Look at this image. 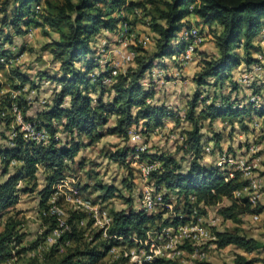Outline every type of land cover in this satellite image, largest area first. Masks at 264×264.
Wrapping results in <instances>:
<instances>
[{
  "label": "trees",
  "instance_id": "1",
  "mask_svg": "<svg viewBox=\"0 0 264 264\" xmlns=\"http://www.w3.org/2000/svg\"><path fill=\"white\" fill-rule=\"evenodd\" d=\"M140 1H1L0 59L9 62L21 55L25 45L16 47L14 38L24 36L36 24L48 27L56 37H50L40 49L52 56V74L49 70L39 71L33 78L26 75L20 65L9 63L6 69L0 61V74L4 72L8 77V84L0 82V264L11 257L13 243L18 246L24 237V233H19L22 224L17 219L19 212L10 213L20 196L36 192L39 215L52 222L40 236L41 241H36L30 247L33 250L58 227L57 216H42L41 211L48 210L49 199L57 193L58 183L71 174L74 156L81 146L92 145L106 135L126 141L106 156L126 168L127 175L120 182L127 189L128 196L113 184L95 185L94 188L99 190L98 195L94 201L87 200L93 203L96 199L107 201L118 197L124 200L126 207L111 209L112 223L107 229V237H102L101 230H97L82 249H72L69 244L83 235L85 228L80 227L78 222L88 216L77 210L70 212L65 220L68 228L62 230L57 242L51 246L46 255L47 264H97L100 261L101 264H124L125 258L112 260L111 263L103 261L111 246L121 241L129 242L133 236L143 240L152 227L158 233L163 227L183 224L189 220L193 210L195 216H203L208 207L217 206L222 201L229 202L218 208L223 219L264 211V205L251 207L245 196H233L235 190L247 183L239 172L227 178L225 171L213 162L206 163L203 154L207 144L212 145L209 155L221 150L220 133L213 127L215 120L228 121L231 127L237 123L244 133L255 131L248 124L253 118L264 120L263 110H256L248 104L238 107L237 99L232 95L238 91V85L231 73L242 64L247 71L258 62L253 54H261L262 48L260 44L254 45V42L259 41L256 37L264 29V0ZM145 3L152 6L151 13L143 12ZM39 5L41 7L36 11L35 7ZM135 9L147 17L146 24L153 46L148 54L140 51L141 48L135 49L137 55L134 60L107 85L103 80L109 76V63L104 67L98 63L99 58L95 57L98 50L94 44L101 38L109 39V34L121 21L131 26L129 15L134 14ZM120 11L125 12L124 18L118 16ZM191 17L196 19V24L200 22L206 27L215 51L199 53L202 55L199 69L192 78L195 90L186 100L181 116L178 108L173 109L155 100L156 87L148 74L153 68L166 69L169 65L167 60L178 64L176 57L183 52L185 43L181 40L174 43L173 40L182 30L192 26ZM11 46H14L13 49ZM239 47H242L243 53H240ZM42 80L52 86L50 95L42 107L29 113L33 102H38L39 98L38 95L28 98L29 91L37 90ZM144 81L148 84H143ZM26 85L28 90L24 91ZM210 88L214 93L207 103L205 100L209 96L203 99L200 96L207 94ZM16 91L19 93L13 97L12 92ZM13 104L19 108L24 123L30 124L36 132H47L49 139L46 144L25 136L26 132L12 113ZM167 117L174 120L176 125L180 122L189 124V128L182 131L181 143L175 149L183 152V155L175 158L168 151L148 148L140 155L141 159L160 163V167L151 172L149 182L156 190L163 191L164 201L170 202L171 196L177 199L178 204L174 205L171 216L163 219L162 215L168 212L165 207L147 213L133 205L131 191L135 172L129 166L128 159L133 155L134 148L127 131L134 127L147 134ZM205 122L209 127V137L202 130ZM82 137L88 139L89 145L81 141ZM40 168L42 171H39ZM77 188L89 193L86 185ZM55 202L58 203L57 199ZM159 220L161 223L158 225L156 221ZM92 222V219H87V227ZM212 232L217 248L233 245L245 253L260 248L264 250V243L240 233L239 229H213ZM58 246H63V251L60 252ZM57 253L61 255L57 256ZM258 260L236 253L233 261L234 264H254ZM144 264L181 263L176 259L155 257Z\"/></svg>",
  "mask_w": 264,
  "mask_h": 264
},
{
  "label": "rangeland",
  "instance_id": "2",
  "mask_svg": "<svg viewBox=\"0 0 264 264\" xmlns=\"http://www.w3.org/2000/svg\"><path fill=\"white\" fill-rule=\"evenodd\" d=\"M2 0H0L1 3ZM141 2L140 0H138ZM142 2H145V0H142ZM41 7V6H40ZM145 8H143V12L147 13L152 11V6L150 4L145 3ZM143 12H139V14H130L129 15V21L131 23V26H129V30L131 31L129 35L126 38L125 46L118 43L116 41V37L114 33L112 32L109 34V39L101 38L96 41L94 44V47L98 50V53L96 54V58L106 59V60H116L119 58L120 53L124 51L129 50H135L137 48H141L140 51L145 52L146 54L149 53L151 50L153 43L151 40V36L149 33L148 25L146 24L147 17L143 16ZM136 15V16H135ZM39 16V15H38ZM135 16V17H134ZM192 26H195L198 28L200 35L202 37V41L197 47V52H194L192 54L191 60L184 66H180L179 62L178 64L174 65L175 61H168L167 63L174 67L173 71L162 69L163 72L160 74L156 72L155 76H150V73L148 74V77L152 79V82L154 86L156 87V90L161 91V93H169L172 94L174 97H185L186 93L192 94L194 91V85L190 83V77L194 73L191 68L193 69L196 65L199 66V61L201 60L202 55L199 54L202 51H206L207 53L214 52V43L210 38V35H207L206 27L202 26L200 22L196 24L195 18H190ZM40 21V19H39ZM32 37L29 39L23 38V37H15L14 38V45L16 47L24 44L25 47L23 48L24 52L19 58V60L16 62L18 65H20L21 70L30 77L35 78L37 73L39 71H47L51 74L54 73V65L52 64V56L49 55L46 52H41V46L43 43H45L50 37H56V34L49 30L48 27L45 26H36L32 27ZM107 33V32H106ZM180 34H178L175 39L173 40L174 43L180 42ZM145 38H148L147 40ZM25 40V41H24ZM256 40H259L258 42H254V45L260 44L262 48L261 54H253V57H256L258 59V56L261 57V60L263 61L262 66V72L258 76H253L252 78L244 79L243 75L247 73L245 71L244 64L234 68L231 73L233 75L234 80L237 82L238 85V91L233 92L232 95L235 96L237 99L245 98L251 93L254 89L256 90H263L264 97V87L261 86V80L264 81V29L259 31L258 36L256 37ZM14 47V46H13ZM11 46V48L13 49ZM15 49V48H14ZM214 49V50H213ZM240 53H243L242 47H239ZM98 63H101L99 62ZM176 60L178 58L176 57ZM129 65V64H128ZM128 65H125L122 69L126 68ZM185 67H190V69H186ZM50 68V69H49ZM159 70V69H157ZM178 70L179 76H177V80L169 83H165V81L174 80L173 79V72ZM190 70V71H189ZM97 71L96 69L94 72ZM172 71V72H171ZM189 71V74H186ZM96 73V72H95ZM8 77L4 74V72H1L0 74V82H3L4 84H8ZM148 79V78H147ZM147 81V80H146ZM148 82V81H147ZM42 85L36 90V95H38V102H33V105L31 109L29 110V113H33L35 109H37L39 106L42 107L43 103L41 102V99H46L50 95V89L52 86L50 84L44 82L42 80ZM148 83H145L147 85ZM253 86L254 89L251 87ZM7 87V86H6ZM226 92L227 89H224ZM46 93V95H44ZM210 95H213V90L210 88L209 90ZM32 96L35 95L34 93H31ZM161 95V94H160ZM31 96V97H32ZM93 98L96 96L92 95ZM33 98V97H32ZM31 98V99H32ZM178 98V99H179ZM183 107H185V104L183 106H180L178 109L180 111V115L183 114ZM255 119V118H253ZM174 120H167L164 119V122L168 125L167 132L165 134H158L153 132H148L147 134L143 133V142L146 144V147L150 150L158 149L159 151H168L170 154H172L175 158H180L183 155V152L176 150L177 147H179L181 143V133L183 130L189 128V124L185 122H180L179 124H174ZM260 125L262 126L261 130H255V131H249V132H242L239 128L237 123H234L233 127L229 125L228 121H220L215 120L213 122V127L216 131L220 133L221 137V149L228 151V149H231V152H234L235 154H243L246 152L248 146L252 141H254L256 144L259 145V151L250 154L249 158L251 157V160L255 162L256 167L254 168L255 172V178L259 181L260 188L258 190L259 192V205H264V120L261 121ZM251 127L252 123H248ZM176 125V126H175ZM209 127H207V122L204 123V128L202 129L206 133V137H209ZM81 141L83 143L88 144V139L85 137L81 138ZM126 141H124L122 138H119L114 135H106L103 136L99 141L94 142L92 145H83L81 146L79 152L74 156V162L72 163V170L71 174L67 176L66 183L60 185L57 187V193L54 195L55 200L57 199L58 207L62 209L66 215L59 214V217L64 221L66 220V217L68 214L72 211H80L78 210L79 207H83L81 203H78V200L82 201L84 198L93 200L98 195V189H95L94 186L96 185H106V184H113L117 186L122 194L125 196H128L127 189L121 185V179L123 176L127 175L126 168L117 161L111 160L106 154L111 153L116 148L121 147L125 144ZM1 143V141H0ZM246 150V151H245ZM219 151H215L213 155H205L204 160L207 163L213 162L217 153ZM229 152V151H228ZM208 158V160H206ZM186 164V162L183 161V164ZM82 167H79V166ZM39 171H42V168L39 169ZM133 171L135 174L134 176V187L131 191V197L133 198V205L134 207L139 208V193H142V190L144 188V180L141 179L140 174L137 172L136 169L133 168ZM1 178V176H0ZM66 178V177H65ZM98 183V184H97ZM20 185H23L22 182H20ZM82 185L88 186L89 193L87 191H80V189H77L76 187H81ZM77 190V194H75L74 190ZM98 190V191H97ZM94 191V192H90ZM76 196H78L76 198ZM177 199L173 198L172 200V209L167 210L168 212L162 215V218H166L168 216H171L172 212L174 211L173 207L177 203ZM95 209H97V217L96 218V226H88L86 225L85 229H83V235L80 237L79 240H74L69 245L72 247V249L79 248L82 249L85 242H88L94 232H97V230L100 229V221L101 217H103V211L106 212V214H109V211L111 209H123L126 207V204L122 198L113 197L107 201H102L100 199H96L95 202ZM178 204V203H177ZM176 204V205H177ZM229 204L228 201H222L219 205L214 207H208L206 209V214L200 216V221L203 224H213L211 227L212 230H223V229H229L233 230L234 228L239 229L240 233L245 234L248 237H251L255 240H258L261 243H264V212L260 214V216L253 217L250 214L247 215H235L232 218L223 219L219 213L218 208L221 205H227ZM39 208H38V194L36 192L34 193H27L20 196V199L18 203L10 209V213H16L19 212L17 215V219L22 221L21 227L19 229V233H24V237L22 242L18 245V248L16 251H19L16 253V259L12 261H7L3 264H47L46 255L50 252L51 246L53 245H43L41 246L40 253L35 254L34 249H30V247L36 242L41 241L40 236L43 234L44 231H46L48 226L52 223L46 219H43L39 215ZM155 212L159 209H154ZM153 210V212H154ZM84 212V211H80ZM152 213V212H150ZM171 213V214H170ZM87 216L89 215L88 212H86ZM89 217V216H88ZM90 219V217L88 218ZM103 222V221H102ZM159 225L161 221H156ZM1 230V227H0ZM151 231H154V227L150 229ZM150 238L154 237L155 231L151 232ZM104 237V236H102ZM168 240V239H167ZM167 240H159L158 246H162L164 243L167 242ZM123 245H126L128 249H133L134 253L138 252L137 248H139V245L135 243L134 240L127 241H121ZM157 243V242H156ZM209 243H212V241H209ZM43 243H41L42 245ZM40 245V243H39ZM201 251H204L206 256L204 260L198 261V260H190L188 257H185V254L175 258L179 263L181 264H234V256L236 253L244 254L248 258L256 257L260 260L255 262L254 264H264V250L259 249L255 250L252 253H245L241 249L236 248L233 245L226 246L224 248H217L215 247H209L208 244H204L201 247ZM23 249V250H22ZM26 249V250H25ZM164 250V249H163ZM168 251V250H166ZM166 251H163L166 252ZM61 255L60 253H57V256ZM125 257H119V260H125L126 263L124 264H132L128 261ZM110 259V258H108ZM105 260V259H104ZM107 260V259H106ZM105 260V262H106ZM111 259L108 260L106 263H111Z\"/></svg>",
  "mask_w": 264,
  "mask_h": 264
},
{
  "label": "built area",
  "instance_id": "3",
  "mask_svg": "<svg viewBox=\"0 0 264 264\" xmlns=\"http://www.w3.org/2000/svg\"><path fill=\"white\" fill-rule=\"evenodd\" d=\"M40 9V5L35 7V10L38 11ZM135 13L139 14V10L135 9ZM119 17L124 18L125 12L120 11L118 14ZM131 31L129 30V26L126 22L121 21L118 23L117 28L113 32L116 41L123 46H125V41L127 36L129 35ZM32 28H29L27 30V33L22 36L23 38L29 39L32 37ZM180 40L185 43L184 50L181 54L178 55V61L180 66L186 65L192 57V54L195 52L197 47L202 41V37L200 35V32L198 28L195 26H191L187 29L182 30L180 33ZM146 40L148 38H145ZM25 41V40H24ZM23 54V53H22ZM21 54V55H22ZM21 55L17 56L14 60H9V62H6L4 59H0L1 62L4 63L5 68L7 69L10 64L16 63ZM137 53L134 50L124 51L120 53L119 58L116 60H106V59H100V64L104 67L106 63H109V76L103 80L105 84H110L114 81V77L123 71V67L125 65L130 64ZM263 61L261 60V57L258 56V62L255 63L249 70H247V73L243 75L244 79L252 78L254 75L258 76L262 72V66ZM17 64V63H16ZM162 73L163 70L156 68H153L150 71V76L153 78L156 74ZM179 76V71L176 70L173 72V79H177ZM45 82V81H44ZM47 83V82H46ZM261 83L263 86L264 81L261 80ZM264 87V86H263ZM252 89L253 86L251 87ZM24 91L28 90V86L26 85L23 89ZM36 95V90H30L28 94V98H32L34 96L31 95V93H34ZM13 97H15L19 92H12ZM263 90L255 89L249 93V95L245 98L237 99V105L238 107L244 106V105H251L256 110H263L264 111V102H263ZM32 96V97H31ZM206 96H209L205 101L207 103L210 102V98L212 95L208 92L201 94L200 99L205 98ZM41 102L44 103V99H41ZM12 113L16 117V122L21 125L22 130L26 132L25 136L33 139L36 142H41L43 144H46L48 142L49 136L46 131H34L33 127L28 124L24 123L21 120V114L20 110L17 107L16 104L12 105ZM183 115V114H182ZM181 115V116H182ZM167 120H171V118H165ZM262 120L260 118L253 119L250 123L251 128L254 130L260 131L262 126L260 125V121ZM168 125L163 121L161 125L154 126L150 132L158 133V134H165L167 132ZM128 138L132 142L134 153L133 155L128 159V164L131 168H134L137 170V172L140 174L141 179L144 180V188L142 190L141 196L138 199L139 202V209L144 210L147 213L153 212L154 209L157 208H166V209H172V200L173 196L170 197V202H165L163 199V191L156 190L152 182H149V177L151 172L157 170L160 167V163L156 160H150V159H141L140 155L141 153H144L147 149L146 144L143 142V133L140 130L135 129L134 127H130L127 131ZM212 149L211 144H207L204 147L203 154L209 155ZM247 150V151H246ZM243 154H235L231 151H225L220 150L213 163L219 167L220 169L225 171V175L227 178L233 177L235 172H239L240 176L243 180H245L247 183L242 188L237 189L233 192L234 197H242L245 196L247 200L249 201L251 207H256L259 202V181L255 178V172L254 168L256 167L255 162L251 160V157L249 158L250 154H254L259 151V145L255 142H251L248 148L246 149ZM225 178V179H227ZM66 178L62 179L57 187L62 184L66 183ZM77 188V187H76ZM78 189V188H77ZM74 190V189H73ZM75 194H77V190H74ZM56 194V193H55ZM49 199V207L48 210H42L41 215L47 216V215H55L57 216L59 223L58 227L53 229L49 234H47L43 239V244L38 245L37 248L34 249L33 252L38 255L41 250V246L43 245H52L55 242H57V239L60 237V234L64 228H68V226L65 224V220L63 221L59 214L66 215V213L58 207L57 203L55 202L54 195ZM78 196H76L77 198ZM190 199H193V197H190ZM78 203L82 204V208L79 207L78 210L84 211L85 213H89L90 219H92V226H96V218L97 217V209H95V204L91 203L87 199H83L82 201L78 200ZM155 211V210H154ZM264 212V211H263ZM262 212V213H263ZM195 210H193L192 215L190 216L189 220H187L183 224H177V225H169L167 227H163L160 232L155 233L154 237L150 238V231L146 232V238L141 239L137 238L136 236L132 237V240L135 241L137 245H139V248H137L138 252L133 251V249H128L126 245H123L122 243L118 245H113L108 250L106 256L104 259L106 261L108 260H115L118 259L120 256L125 257L128 259L129 262L132 264H144L146 262L152 261L155 257H165L170 259L178 258L185 254V257H188L190 260H198L202 261L204 260L206 254L204 251H201V246L204 244H208L209 247H215V235L212 232V226L213 224H203L200 221V216L194 215ZM261 213H252L251 216L256 217L260 216ZM103 217H101V227L99 230L102 232V236L107 237V229L112 223L111 215L106 214L105 211H103ZM81 219L78 222V225L80 227L85 228L87 219ZM67 218V217H66ZM103 221V222H102ZM167 240L166 243H164L162 246H158L159 240ZM209 241H212V243H209ZM157 242V243H156ZM68 244V243H67ZM14 247L11 251V257L7 261H12L16 259V249L18 248L17 245L13 243ZM59 251H63V246H58ZM164 249V250H163ZM168 250V251H166ZM163 251H166L163 253ZM110 258V259H108ZM103 259V261H105ZM97 264H101V261Z\"/></svg>",
  "mask_w": 264,
  "mask_h": 264
},
{
  "label": "crops",
  "instance_id": "4",
  "mask_svg": "<svg viewBox=\"0 0 264 264\" xmlns=\"http://www.w3.org/2000/svg\"><path fill=\"white\" fill-rule=\"evenodd\" d=\"M191 18H193V17H191ZM192 20V19H191ZM196 20V19H195ZM170 68H171V70L173 71V69H175L174 67H171L170 65H168V67L166 68V70H170ZM186 69H190V67H185ZM156 69H161V68H156ZM198 69H199V66L198 65H196L193 69L191 68V70L194 72V73H196L197 71H198ZM171 71V72H172ZM190 71V70H189ZM189 71L186 73V74H189ZM194 73L191 75V77H190V83L192 84V85H194V88H195V84L193 83V80H192V78H193V75H194ZM175 80H177V79H175ZM175 80H167V81H165V83H169V82H173L174 83V81ZM145 83H147L146 81H144L143 82V84H145ZM195 90V89H194ZM213 90V89H212ZM193 93V92H192ZM161 94V95H160ZM44 95H46V93L44 94ZM191 94H189V93H186V96L185 97H174L172 94H170L169 95V93H165V94H163V93H161V91H159V90H156V94H155V100H157V102L158 103H165L166 105H168V106H170L171 108H179L180 106H182V104H183V106H184V104H185V102H186V100L188 99V97L190 96ZM48 98V97H47ZM179 98V99H178ZM261 121H263V120H261ZM206 160H208V158L206 159ZM1 179V178H0ZM251 215V214H250Z\"/></svg>",
  "mask_w": 264,
  "mask_h": 264
}]
</instances>
